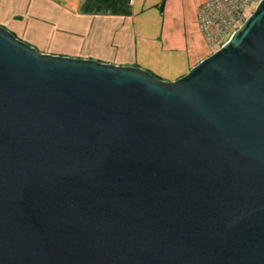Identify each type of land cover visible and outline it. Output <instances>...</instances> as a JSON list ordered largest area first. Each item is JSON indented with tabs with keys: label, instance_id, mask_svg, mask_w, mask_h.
Here are the masks:
<instances>
[{
	"label": "water",
	"instance_id": "1",
	"mask_svg": "<svg viewBox=\"0 0 264 264\" xmlns=\"http://www.w3.org/2000/svg\"><path fill=\"white\" fill-rule=\"evenodd\" d=\"M0 264H264V0L169 82L0 26Z\"/></svg>",
	"mask_w": 264,
	"mask_h": 264
},
{
	"label": "crops",
	"instance_id": "2",
	"mask_svg": "<svg viewBox=\"0 0 264 264\" xmlns=\"http://www.w3.org/2000/svg\"><path fill=\"white\" fill-rule=\"evenodd\" d=\"M208 1L0 0V26L43 54L135 66L169 82L213 51L197 19Z\"/></svg>",
	"mask_w": 264,
	"mask_h": 264
},
{
	"label": "built area",
	"instance_id": "3",
	"mask_svg": "<svg viewBox=\"0 0 264 264\" xmlns=\"http://www.w3.org/2000/svg\"><path fill=\"white\" fill-rule=\"evenodd\" d=\"M249 0H210L198 8V25L210 45L229 39L244 21V6ZM229 34V35H228ZM225 41V42H226Z\"/></svg>",
	"mask_w": 264,
	"mask_h": 264
},
{
	"label": "rangeland",
	"instance_id": "4",
	"mask_svg": "<svg viewBox=\"0 0 264 264\" xmlns=\"http://www.w3.org/2000/svg\"><path fill=\"white\" fill-rule=\"evenodd\" d=\"M259 0H249V2L247 3V5L246 6H244V20L246 19V17L253 11V9H254V7L256 6V4H257V2H258ZM239 28V26L238 27H236L235 28V30H237ZM234 30V31H235ZM229 35V34H228ZM227 37V36H226ZM226 37H224L218 44H214V45H212V49H213V51L212 52H214L215 50H217L225 41H226ZM35 48V47H34ZM37 51H39L37 48H35Z\"/></svg>",
	"mask_w": 264,
	"mask_h": 264
}]
</instances>
